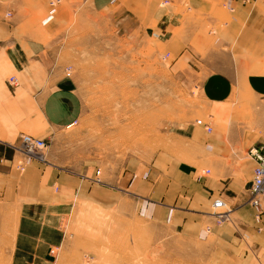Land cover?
<instances>
[{
  "label": "crops",
  "instance_id": "crops-1",
  "mask_svg": "<svg viewBox=\"0 0 264 264\" xmlns=\"http://www.w3.org/2000/svg\"><path fill=\"white\" fill-rule=\"evenodd\" d=\"M64 1L51 13L50 0H0V205L59 217L74 207L121 210L177 239L217 244L220 264H264V216L259 224L250 203L257 164L246 156L264 147V0ZM84 5L121 12L155 40L163 56L171 55L175 67L201 75L200 121L212 132L193 120L151 162L129 160L99 175L90 162L73 161L61 144H52L83 114L77 85L60 59L59 38L74 9ZM11 77L19 88L10 86ZM22 135L49 143L46 164L15 169ZM216 200L233 209L232 223L218 225L209 216ZM32 220L19 221L16 246H27V252L17 246L18 261L84 264V256L70 248L82 240ZM175 261L179 255H156L149 264Z\"/></svg>",
  "mask_w": 264,
  "mask_h": 264
},
{
  "label": "rangeland",
  "instance_id": "rangeland-1",
  "mask_svg": "<svg viewBox=\"0 0 264 264\" xmlns=\"http://www.w3.org/2000/svg\"><path fill=\"white\" fill-rule=\"evenodd\" d=\"M120 13H101L88 5L74 9L59 38L60 59L66 70H72L67 77L77 85L83 114L79 123L63 129L52 144H61L73 161L90 162L94 175L129 160L151 162L158 149L177 143L193 120H203L199 114L204 107L199 86L202 76L175 67L171 55L163 56L155 40ZM208 123L213 126L212 120ZM20 155L24 161L18 159L15 169L47 162ZM20 210L0 205V264H29L17 260V228L23 217L43 228L53 223L55 232L60 233L61 227L67 239L82 240L83 245L70 248L84 256V264L91 263L90 257L104 264H149L156 255H179V261L171 264H220L217 244L177 239L168 230L156 229L121 210L74 207L65 217L27 215ZM209 216L221 224L212 207ZM233 219L231 215L226 223ZM211 227L205 225L209 236ZM247 248L257 254L253 247ZM19 250L26 253L27 246Z\"/></svg>",
  "mask_w": 264,
  "mask_h": 264
},
{
  "label": "built area",
  "instance_id": "built-area-1",
  "mask_svg": "<svg viewBox=\"0 0 264 264\" xmlns=\"http://www.w3.org/2000/svg\"><path fill=\"white\" fill-rule=\"evenodd\" d=\"M62 0H51L50 7L56 8L60 5ZM71 68L67 69V76L71 77ZM9 84L12 87L18 86V81L16 78H11ZM198 126H204L208 133L212 132V127L210 124H203L202 121H197ZM48 143L44 139H38L31 135H23L21 137V147L20 152L28 160H37L40 162H46ZM247 156L253 159L257 166L254 170V177L250 187V203L255 209L256 221L261 224L263 222L262 217L264 216V147L251 149ZM212 208L214 209V215L217 221L221 224L231 221L232 210L223 200H216ZM259 232L264 233V222L261 227H259Z\"/></svg>",
  "mask_w": 264,
  "mask_h": 264
}]
</instances>
